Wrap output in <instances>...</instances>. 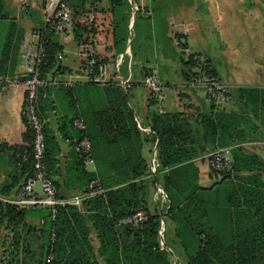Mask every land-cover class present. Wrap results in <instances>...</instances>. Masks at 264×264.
Masks as SVG:
<instances>
[{
	"label": "crops",
	"instance_id": "1",
	"mask_svg": "<svg viewBox=\"0 0 264 264\" xmlns=\"http://www.w3.org/2000/svg\"><path fill=\"white\" fill-rule=\"evenodd\" d=\"M68 1L70 4H74L80 0ZM92 2V0H82L86 9L84 13L96 9L98 27L97 29L94 28L95 30L92 29L93 31L83 41L90 40L91 46L97 54V59L111 69L116 57L122 54L125 48H128L129 55L124 54L121 71L123 76L127 74L126 64L131 59L133 63L132 82L125 91L116 82H110L104 86H97L95 93L92 94V87L88 85L89 81L81 77L78 72L83 60L79 51V43L82 40L74 35L73 39L62 46L63 61L61 66L69 73L63 79L71 82L68 86L72 87V92L66 93L63 89L64 86L59 85L43 89L39 113L44 120V138L48 151L49 173L58 195L69 196L84 190L82 189L83 186L80 188V183L76 179L77 172L73 169L76 157L77 131L71 125L70 119L73 118L74 111L79 112L85 119H89L93 107V110L108 109V107H118L123 110L127 107L133 114V122L139 133L130 127V138L127 139L126 145L122 144L123 146L119 148L111 147L108 144L105 146L100 142V150L97 151L100 169L106 174L104 177L111 181L116 173L132 171L133 169L138 171V166L141 167L138 161L140 160L142 166L147 168L146 173H148L153 148L156 147L157 150V145L155 134L149 125L154 110L148 104V92L140 85V78L146 69H155L163 82L166 112L173 115V123L178 127V143L189 149L190 154L195 156L190 165L181 167L180 173L184 171L187 173L185 175L193 178L195 173L197 185L203 188L201 197L213 204L212 221L215 223L214 227L218 232L226 231L228 211L225 205V195L231 184L227 180L218 182L210 170L207 154L214 150L216 145L213 135L201 122L203 115L216 110L214 108L212 110V104L207 99L202 86L193 85V82L189 80L190 78L182 74V67H179L178 60L185 61L187 56L179 52L173 43V37L175 33L180 35L183 40V47L187 52L200 55L203 61H206V65L216 74L218 80L230 87L231 93L222 109L225 112L240 113L243 111L244 119L237 128L242 130L248 138L239 146L245 152L257 155L264 161V0H247V3L240 5L238 8L239 21L233 16V12L229 8L223 9L216 0H150V16H138L132 24H130V15L128 16L127 39L120 51H116L111 33L113 31V14L110 1L98 0L95 6L92 5ZM205 3L207 6L203 8L201 5ZM213 3L215 7H213ZM5 6L16 22L17 29L21 30L22 36L18 43L15 40L18 45L17 53L9 59V64L6 67L7 72L1 73L0 76L15 77L20 74L18 53L22 37L40 22V2L37 1L35 8L30 10L29 15L23 14L13 0H5ZM232 7H236V5ZM210 16L214 20L219 35L225 36L231 43L229 55H233L235 51L238 52L236 56L240 58V62L233 63L235 70L232 69L233 64L228 63L227 72H218L207 53L209 42L208 37L205 38V36L206 34L209 35L213 28L203 25L201 21L208 20ZM137 20V33L134 34L133 25L136 24ZM218 20H223L222 30ZM235 28H239V31H235ZM241 35L244 40L246 39L244 42L240 38L236 39ZM231 37H233L234 43ZM137 38H139L138 43ZM131 41L132 47L136 48L135 59L132 55ZM69 43L72 46L68 52L66 47ZM143 46L145 48L141 51L140 48ZM196 46L199 48L196 49ZM201 47L203 49H200ZM220 74H223L225 79ZM240 87H252L261 91L263 103L258 110L253 112L251 108L244 107L242 99L233 92L234 88ZM24 95L25 91L21 83L8 84L0 80V196L4 197L13 196L16 191V186L9 192L2 191V189L3 185H7L14 176L16 171L14 146L22 143L27 129L21 116ZM129 96L132 102L136 101L135 104H131L128 99ZM82 116L80 117L83 119ZM139 125L150 128L152 132L141 130ZM126 154H130L132 157L130 164L121 160ZM112 156L115 159L114 162L110 161ZM86 171L97 172L96 164L93 162V165H89ZM182 175L179 174L178 176L181 177ZM112 186L105 188H113L114 186ZM161 188L164 189L163 185ZM153 190L154 186L151 187V192L147 197L148 209L152 211L168 209L170 201L165 189L164 197L161 196L156 203L152 200L155 191ZM41 212L43 211L39 209L26 210L23 222L17 227L21 247L19 259L24 262L28 258L31 260V255H34V264L44 262L42 226L45 224V219ZM117 224L118 226L127 224V218L121 219ZM0 226V251L4 250L5 254L14 231L6 221ZM172 228L173 226L168 224L170 233ZM88 234L91 239L90 244L96 253L98 244L95 233L89 228ZM95 264H102L100 257H96ZM174 264H176L175 261Z\"/></svg>",
	"mask_w": 264,
	"mask_h": 264
},
{
	"label": "trees",
	"instance_id": "2",
	"mask_svg": "<svg viewBox=\"0 0 264 264\" xmlns=\"http://www.w3.org/2000/svg\"><path fill=\"white\" fill-rule=\"evenodd\" d=\"M109 1L113 14L111 33L116 51H120L127 39L129 6L126 5V0ZM96 2L98 0H93L92 5L95 6ZM70 6L75 20V36L77 35L82 41L86 40L95 29H89L88 26L78 21L79 16L86 11L84 4L80 0ZM149 9L151 10L150 6ZM150 15L140 14L138 16L148 17ZM2 23H5L6 30H1ZM39 23L34 27H38ZM0 32L2 33L0 34L1 74L7 72L9 59L18 50L15 40L18 43L22 36L21 30L17 29L16 22L6 9L5 0H0ZM174 36L182 39L177 33ZM42 39L47 55L46 64L42 66V73L43 78H46L47 73H51L50 71L57 65L56 52L62 51L63 47L51 32H47ZM180 46H184L183 42ZM132 51L135 59L136 48L134 49V46ZM194 55L196 54L188 55L185 61L180 60L183 66L182 74L190 78V82H193V79L202 72L217 78L216 74L206 65V61H195ZM88 85L92 87V94L99 86L92 82H88ZM59 86H64L66 93L72 92V87L68 85L60 84ZM48 87L53 86L47 85L40 91L39 113L42 90ZM233 92L242 99L244 107L251 108L253 112L262 106V93L256 88H234ZM211 107L216 111L203 115L201 122L213 135L215 148L230 147L233 161L232 171L221 173L218 176L214 174L218 182L227 180L231 184L225 195V205L228 211L226 231L218 232L214 227L213 204L201 197L203 188L197 185L195 173L194 178L185 175L187 173L184 171L180 173L183 167L191 164L195 156L190 154L189 149L178 143V127L173 123V115L167 112L165 114L154 112L150 118L149 125L155 134L157 159L160 163V169L154 176H151L150 171L146 173L147 168L143 167L138 160L141 164V167L138 166V171L133 169L116 173L110 181L104 177L106 174L100 169L97 155L100 142L105 146L108 144L119 148L123 146L122 144L126 145L127 139L130 138V127L137 133L139 132L133 122V114L127 107L123 110L118 107L93 110V107L89 119H85L79 112L74 111L70 122L72 125L75 117L79 115L83 117L86 125L84 134L90 140L91 155L97 166V172L86 171L77 151L73 169L77 172L76 179L80 183V188L83 186L82 189L85 190L88 183L97 178L105 191L85 200L79 209L72 206L59 207L54 219L50 218L49 211L39 209L43 211L41 215L45 219V224L42 226L43 254L46 256L47 253H52L54 262L61 264H95L96 257L101 258L102 264H174V256L176 264H262L264 260V161L257 155L245 152L239 146L248 138L242 130L237 128L244 119L243 111L240 113L225 112L224 109L213 104ZM76 131L78 140L82 133ZM23 138L31 139L28 128ZM24 149L27 157L25 161H21V153ZM14 157L16 171L11 181L3 185L2 191L9 192L15 186L17 189L31 173V148L14 146ZM131 159L130 154H126L121 160L130 164ZM114 160L112 156L110 161L114 162ZM45 165L49 173L46 139ZM165 168H167L166 172L161 171ZM179 174L183 175L180 177ZM156 183L163 185L170 201L166 209L164 231V241L168 248L170 247L169 251L159 247V213L147 207V197L151 192V187L154 186L155 190ZM107 184H112L114 187ZM111 186L113 188H105ZM139 209L148 215V219L139 228H133L129 223L118 226L117 223L121 219L128 218ZM25 214L26 210H17L8 205L0 214V225L6 221L14 231L5 254L4 250L0 251V264L24 263L19 259L21 247L17 227L23 222ZM168 224L173 226L171 233L168 230ZM89 228L95 233L97 240L96 253L90 244ZM42 264H49V262L44 258Z\"/></svg>",
	"mask_w": 264,
	"mask_h": 264
},
{
	"label": "built area",
	"instance_id": "3",
	"mask_svg": "<svg viewBox=\"0 0 264 264\" xmlns=\"http://www.w3.org/2000/svg\"><path fill=\"white\" fill-rule=\"evenodd\" d=\"M37 1L40 2V23L38 27H33L22 37L18 55L20 74L15 77L0 76V80L4 83H21L24 87L25 95L21 106V116L26 127L30 130L31 139H23L22 143L18 146L31 148L32 169L26 180L17 187L13 196H0V214L8 205L15 207L17 210L46 209L49 211L50 218L54 219L56 210L59 207L72 206L79 209L85 200L100 195L105 190L100 185L99 180L95 178L88 183L85 190L69 196H59L56 186L47 171L45 165L44 120L39 114L40 91L47 85H70L71 82L63 79V77L69 75L68 71L64 70L61 66L63 51L56 52L55 58L57 65L50 71L51 73H47L46 78H43L42 66L46 64L45 58L47 55L42 38L47 32H51L56 37L58 43L63 46L74 38L75 20L68 0H13L18 9L23 13H28L31 9L35 8ZM149 1L126 0L129 6L130 24L140 14H151ZM78 21L88 26L89 29H97V10L93 9L82 14ZM182 42V39L173 37V43L179 51L186 56L190 55L184 47L180 46ZM79 51L83 60L78 72L86 81L100 86H104L110 82H116L124 91L130 86L132 82L133 64L131 59L126 64L127 74L123 76L121 71L123 56L124 54L129 55L128 48H125L124 52L116 57L112 69L97 59V54L91 46L90 40L86 42L81 41L79 43ZM193 59L198 62L203 61L200 55H194ZM197 70L199 69L197 68ZM140 85L147 90L148 104L154 112L157 114H165L166 102L163 94V82L158 72L155 69L143 71L140 78ZM193 85L202 86L207 99L216 107L223 108L228 101L230 87L211 74L202 72L201 75L193 79ZM72 126L82 133L76 141L75 149L79 154L82 164L87 168L89 165H93V158L91 155L90 140L84 134L86 125L84 120L80 116H77L72 120ZM139 127L145 132H152L148 127H142L140 125ZM26 155L27 153L24 149L21 153V161L26 160ZM207 160L211 172L217 176L233 170L230 147L215 148L207 154ZM18 166L20 167V165ZM149 168L151 176H154L160 169L156 147L153 148ZM161 171L166 172L167 168ZM161 196L162 198L164 197V190L157 184L152 200L156 203L160 200ZM158 213L160 216L158 228L159 247L162 250L169 251L170 249L164 241L166 209H161ZM147 219L148 215L139 209L127 218V223L133 228H139ZM45 259L49 264H61L54 262L53 254L50 252L47 253Z\"/></svg>",
	"mask_w": 264,
	"mask_h": 264
},
{
	"label": "rangeland",
	"instance_id": "4",
	"mask_svg": "<svg viewBox=\"0 0 264 264\" xmlns=\"http://www.w3.org/2000/svg\"><path fill=\"white\" fill-rule=\"evenodd\" d=\"M220 5L221 7L224 9V8H229L231 12H233V16L238 18V21L240 20V16H239V13H238V8L240 7V5L242 6L243 3H247V0H216ZM240 1V4H238V2ZM126 5L128 6L127 2H126ZM236 7H232V6H235ZM203 6V8H205L207 6V3H205L204 5H201ZM126 8V6H124ZM213 7H215V4L213 3ZM30 13H27V15H29ZM203 23V25L205 26H209V28H213V30L211 32H209V35L206 34L205 38L208 37V42H209V45H208V50H207V53L208 55L211 57L212 59V62L214 63V65L216 66V68L218 69V72H227V65L228 63L230 64H233V63H237V62H240V58L238 56H236L238 54L237 51H235L233 53V55H229V45H231V43L229 42L228 38H226L225 36H220L219 33H218V30L215 28L216 25H214V20H212L211 16L209 17L208 20H204V21H201ZM220 22V26L222 27L221 30L223 29V20H218V24ZM138 20L135 24V27H134V34L137 33V28H138ZM212 25V27H211ZM204 28V27H203ZM1 30H6V27H5V23H2L1 24ZM211 30V29H210ZM235 31H239V28H235L234 29ZM207 32V31H206ZM234 33V31H233ZM0 34L2 35V33L0 32ZM2 37V36H1ZM223 37H224V40H223ZM135 38V36L133 37V39ZM238 38H240L243 42L246 40H244V37L241 35V36H238L236 39L238 40ZM233 43H234V39L233 37H231ZM139 38H137V43L139 42L138 41ZM236 45V44H235ZM72 45L69 43L68 46L66 47V50L69 52L70 51V47ZM253 47H255V45H253ZM144 46L140 48V50H144ZM196 49L199 48V46H196L195 47ZM232 48V47H231ZM200 49H203L202 47ZM180 52V51H179ZM69 56V55H68ZM178 65L179 67L183 68L182 66V63L180 60H178ZM235 66L234 64L232 65V69H234ZM234 72H239V71H234ZM255 72V71H253ZM222 78L225 79V76H223V74H220ZM144 88V87H143ZM129 101L131 102V104H135V102H132V100L130 99V96H129ZM127 105L129 106V104L127 103ZM130 107V106H129ZM122 239L124 238L121 237ZM170 249V247H169ZM31 260H26V262H24L25 264H34V255H31ZM173 261H176V257L174 256L173 258ZM262 264H264V260H262L261 262Z\"/></svg>",
	"mask_w": 264,
	"mask_h": 264
}]
</instances>
